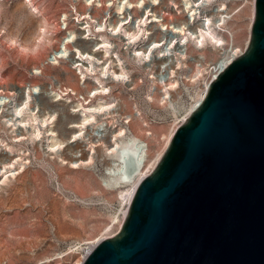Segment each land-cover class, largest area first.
Returning a JSON list of instances; mask_svg holds the SVG:
<instances>
[{"label":"rangeland","instance_id":"374dc122","mask_svg":"<svg viewBox=\"0 0 264 264\" xmlns=\"http://www.w3.org/2000/svg\"><path fill=\"white\" fill-rule=\"evenodd\" d=\"M118 1L94 0L87 5L84 0H0V97L14 91L18 103L21 94L30 93V107L40 109L41 117L52 116L51 129L61 142L49 151L46 134L36 141H13L0 124V138L24 150L27 162L23 173L0 189V264H74L83 248L114 234L125 206L121 197L126 190L124 170L137 157L133 149V153L127 149L119 161L108 154L105 149L112 135L123 129L118 141L125 144L135 139L147 158L153 159L165 149L170 131L183 122L201 88L205 69L216 63L229 42L243 52L249 39L254 0H189L195 13L210 19L223 46L209 38L202 44L176 41L178 33L170 32V26L183 25L189 16L183 0H147L140 9L135 0H129L134 6L121 14L115 9ZM145 7L156 18L150 17L146 24L147 41L138 44L141 36H137L126 45L120 32H103L120 60L113 69L122 67L127 73L126 80L103 77V93L94 95L93 76H98L99 66L83 81L70 60L72 53L58 64L47 62L68 34L75 36L74 43L66 45L68 51L76 47L89 52L95 43L84 37L98 33L96 24L116 25L125 17L129 20L126 29L136 30ZM219 14L225 17L220 27ZM160 24L168 31H160ZM201 24L196 19L189 29L197 31ZM151 41L164 43L162 56L152 49L148 60L134 57V47L145 49ZM93 55L102 63L111 60L103 53ZM162 68H166V76L161 74ZM167 77L175 84L165 93ZM98 102L106 108L96 111L80 131L77 125L82 114L73 112L76 104L88 107ZM100 123L109 125L106 132L97 127ZM0 153L9 156L5 160L17 157L16 153L4 154L3 147ZM80 153L83 158L91 155L92 160L73 167L74 155Z\"/></svg>","mask_w":264,"mask_h":264},{"label":"water","instance_id":"95a60500","mask_svg":"<svg viewBox=\"0 0 264 264\" xmlns=\"http://www.w3.org/2000/svg\"><path fill=\"white\" fill-rule=\"evenodd\" d=\"M81 264H264V0L253 1L243 52L174 130L118 231Z\"/></svg>","mask_w":264,"mask_h":264},{"label":"bare ground","instance_id":"6f19581e","mask_svg":"<svg viewBox=\"0 0 264 264\" xmlns=\"http://www.w3.org/2000/svg\"><path fill=\"white\" fill-rule=\"evenodd\" d=\"M146 1L147 0H135L134 2L135 7L139 9L142 8ZM150 1L153 3L158 2V0H150ZM204 1H208V0H204ZM84 2L87 5H91L92 3H94V0H84ZM183 2L185 9L187 10V14L189 16H186V21L183 22V25L175 24L173 26H170L171 29L170 32L178 33L176 37V41L184 43L186 40H191L196 44H202L207 38H209L213 42L219 44V46H223L224 42L221 35L217 33L214 28H211L212 23L210 24V19L207 17V15L206 14L204 15L201 12L195 13V6L193 5L190 6L191 3L189 0H183ZM133 6L134 5H132L129 0H119L115 4L116 13L121 14L124 12L125 9L132 8ZM149 11L150 10H147V7L143 9L142 15L136 24L137 28L136 30L133 31L126 29V25L128 24L129 20H127V18L125 17L122 19L121 22H118L116 25H105V22L104 24H100V23L96 24L95 31L98 33L97 34L87 33L84 37V39L92 40L95 43L89 52H85L76 47L71 51H68L66 45L73 44L75 39L74 35L68 34L65 38L62 39V41L59 44V47L55 51H53L50 55H48L47 62L50 64H58L60 59L68 58L72 53L73 57L70 60L72 62V65L74 64L75 66L74 69L78 70L77 74L80 76V79L83 81L87 80L88 79L87 77L89 75H94L96 66H99L98 76L97 77L93 76L94 82L97 85L95 88L94 95L103 93L106 88V86L102 82L103 77L110 76L112 78H115L116 80L127 79V73L122 67H120L119 69H113L114 63L117 61L118 64H120V60L118 59V56L115 53H112V51L110 50L111 49L110 40L105 35H103V32L108 31V34H113V35L120 32L122 34V39L126 41V43H124L126 45L134 42L137 36H141L140 41L137 43L138 44L143 43L148 40L147 39L148 33L145 27L149 21V18L153 17V20L154 21L156 20V18H154L153 15H149L150 13ZM88 18L90 17L88 16ZM224 18L225 17L222 14H219L218 27L224 24ZM252 18H253V8H252L251 21ZM196 19L198 21H202V24L200 25V28L197 31H191L189 29V26ZM86 27H88V25H86ZM161 30L168 31V27L165 26L164 24H160V31ZM163 45L164 43L151 41L148 42V46L145 49L139 50L138 47H134L133 49L134 57H137L139 60H148L149 54L152 51V49H157L159 55L162 56L165 51V48L162 47ZM96 52L103 53L106 58L109 57L111 58V60L107 64L102 63L101 61H99V58H96L93 55ZM240 53H242V51L235 48L232 45V43L229 42L227 47L220 53V57L216 61V63H214L213 65H209L205 69V75H201V88L199 89L194 100L187 109L183 121L203 100L207 92L210 81L213 78H215L216 75L221 70H223L230 63V61L233 60L235 57H237ZM113 55H115L114 56L115 60ZM165 66L166 64L163 65V67ZM162 69L164 70L166 68H162ZM172 73L173 72H171V74ZM174 84L175 81L172 78H169L168 82L164 84L165 93L168 89L172 88ZM21 95H22V100L21 102L18 103H17L18 95L14 91L10 93V96L0 97V124L4 128L5 130L4 132H7L5 135L10 134L9 137L13 141H20L21 139H29L32 141H36L39 140L42 135L46 134L45 146L47 150L54 151L61 144V142L55 139V133L51 129L53 124L52 116L48 115L46 117H41L39 115L40 109L36 107H30V104L32 102L31 94L23 93ZM75 107L76 109H74L73 112L80 111L82 114V120L80 121L81 123L77 125L81 131L85 127V125H87L89 122H91L94 119L95 112L103 110L104 108H106V105H104L101 102H98L96 105H90L88 107L83 106V104H76ZM97 127H101V128L103 127V130L106 132L109 125L107 123H100ZM174 130L175 129H172V131H170L171 133L167 136V138L165 137L166 138L165 148L168 145ZM123 134H124V130L119 128L117 130V133L112 135V141L105 150L108 154H113L114 157L116 158L115 159L116 161H119L122 159L123 155L126 152H128L127 149L129 150L133 149V151L136 152L138 164L136 165L137 166L136 169L130 172L129 176L125 177L126 174L124 175L123 183L125 184L126 190L122 192L121 197H122V202L123 204H125V206L123 208V211H121V217L119 220L120 222L116 229V232L118 231V228L120 227L122 220L126 214L128 204L130 203V200L134 194L137 184L143 177L148 175L153 170V168L160 160L165 150L162 149L163 151L155 155L153 159L152 158L148 159L145 150L142 147L140 148L138 142L135 139L132 140L129 139L125 142V144H122V142L118 141L117 137H121ZM73 138L75 140L76 136L74 135ZM6 139L0 138V149H2L3 147V149L5 150L4 154L11 155L13 153H16L15 155L17 157L15 159L13 158L7 159L9 156L7 157L5 155L7 157L6 158L7 160H5L3 159V157L5 156L2 157L0 156V170H1L0 189L4 185H6L7 182L10 181L11 179L21 175V173H23V171L25 170V166L27 163L25 162L26 158L23 157L25 151L19 148L17 149L14 148L12 145H10L9 141H7ZM74 158L77 160L76 161L74 160V162H72L73 167H77L79 165H87L92 160L91 155L89 156L88 154L87 157L83 158L81 153L74 155ZM112 166L118 167L119 165L112 164ZM106 170L107 172H109L110 167H108ZM116 232H114V234ZM114 234H110L109 237L113 236ZM99 241L96 240V242H92L91 245L83 248L81 250V255L77 258L74 264H81L85 256L92 250V248Z\"/></svg>","mask_w":264,"mask_h":264},{"label":"built area","instance_id":"2783aa9c","mask_svg":"<svg viewBox=\"0 0 264 264\" xmlns=\"http://www.w3.org/2000/svg\"><path fill=\"white\" fill-rule=\"evenodd\" d=\"M165 72H166V70H165V69H164V70L162 69L161 74L166 76ZM167 78L169 79L170 77H167ZM130 166H132V162H131V164L128 165V167L126 168V170H128V168H130ZM126 170H125V171H126ZM86 256H87V255H86ZM86 256H85V257H86ZM83 260H84V259H83ZM83 260H82V262H83Z\"/></svg>","mask_w":264,"mask_h":264}]
</instances>
